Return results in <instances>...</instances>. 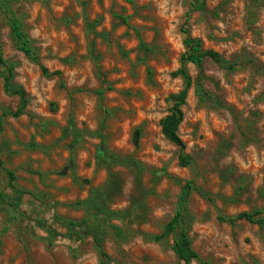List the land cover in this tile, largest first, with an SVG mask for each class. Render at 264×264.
I'll list each match as a JSON object with an SVG mask.
<instances>
[{
  "label": "rangeland",
  "instance_id": "1",
  "mask_svg": "<svg viewBox=\"0 0 264 264\" xmlns=\"http://www.w3.org/2000/svg\"><path fill=\"white\" fill-rule=\"evenodd\" d=\"M193 4L0 0L65 84L17 49L1 12L0 54L29 105L21 117L4 116L20 104L5 93L0 65V264H100L96 237L106 264H181L165 230L189 181L184 228L203 260L264 264V226L219 221L264 216V0ZM185 24L234 69L187 66L195 85L182 109L181 151L161 122L184 86L173 74L186 53Z\"/></svg>",
  "mask_w": 264,
  "mask_h": 264
},
{
  "label": "trees",
  "instance_id": "2",
  "mask_svg": "<svg viewBox=\"0 0 264 264\" xmlns=\"http://www.w3.org/2000/svg\"><path fill=\"white\" fill-rule=\"evenodd\" d=\"M206 1L207 0H194V4L192 5L193 9L195 11L204 10L206 6ZM1 12H5L7 15H9V12L5 11L3 7L0 6V13ZM116 17L121 19L125 25H128V21L126 18L119 16ZM9 26L11 34L16 41L17 49L39 67L44 77L59 79L61 81V88H65V84L62 82L63 73L61 71H51L42 63L41 58L37 55L33 47L29 35L24 30L22 23L14 14L9 15ZM181 34L182 42L186 49V53L182 56L180 68L173 74V77L181 78L184 86L178 94L171 96L170 100L172 102V107L170 109L169 114L161 122V131L163 136L167 140L179 147L181 151H184L185 144L179 135V129L184 120V113L182 109L186 105L189 93L195 85L191 75L187 70V66L189 64H193L199 68H202L205 61L207 60L212 61L217 66L226 70H233L234 66L227 63L219 53L213 50H205L203 48V43L201 39L193 38L186 24L182 27ZM0 65L3 66L5 69L3 74L5 93L17 97L19 99L20 104L16 112H7L4 114V116L10 115L16 118L21 117L22 115H24L29 105L27 93L21 86L15 83L14 67L5 61L2 58L1 54ZM196 93L200 96L201 99H203L204 91L202 89L200 81L196 83ZM192 161L193 159L191 158V156L181 155L180 157V165L182 167L190 166ZM0 167H3V163L1 161ZM6 173L9 180V186L11 188H14L16 182L14 172L6 170ZM192 191L193 182L189 181L185 184L182 189L179 199L178 210L172 218L171 222L168 224L165 230V235H174L175 238L173 252L181 264H193L194 262H197L199 264H211L203 260L200 254L193 248L190 238L184 228L186 222L188 201L190 199ZM102 214L107 218V220L119 217L118 212H108L103 210ZM219 221L221 223L230 224L245 221L250 224L264 226V216L263 212L260 210H255L253 212H244L239 214L237 217L221 216L219 218ZM72 225L77 226V224L75 223H73ZM180 228H182L181 231H179ZM115 229L117 231H120L118 228ZM161 239L162 237L154 238L155 241H160ZM95 241L101 257L100 264H106V259L108 258V256L104 251L102 240L96 237Z\"/></svg>",
  "mask_w": 264,
  "mask_h": 264
}]
</instances>
